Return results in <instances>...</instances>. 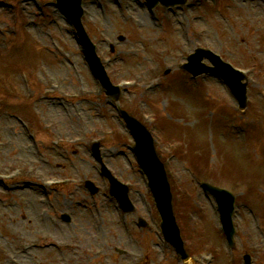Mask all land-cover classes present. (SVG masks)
<instances>
[{
    "label": "rangeland",
    "instance_id": "obj_1",
    "mask_svg": "<svg viewBox=\"0 0 264 264\" xmlns=\"http://www.w3.org/2000/svg\"><path fill=\"white\" fill-rule=\"evenodd\" d=\"M25 1H28L26 12L18 7L12 11L0 5V98L5 99L0 103V165L7 167L13 164L23 171L29 170L26 176L16 178L14 188H10L12 183L0 184V264H7L2 260L8 253L17 257L21 264H82L97 250L105 246L110 248L111 242L129 246L117 221L120 216L118 206L110 199H96L95 205L102 211L100 221L104 223L99 232L92 229L96 211L93 201L80 183L85 178H100L97 165L87 152V145L93 139H102L107 132L105 129H116L114 139L103 144L104 162L122 180L141 183L142 177L136 168L130 166L133 161L128 150L131 141L121 123L118 124L115 109L108 104L99 84L91 76L77 40L67 30L57 11L46 7L44 11L49 15L36 19V16L42 17L37 10L38 3L35 0ZM141 1L132 0L134 19L139 25L136 26L124 19L125 9H128L127 0L117 1L118 4L111 0H84V7L87 8L84 23L98 46V53L106 60L113 81L137 80V73L151 65L153 60L166 58L168 61H180L179 58L184 59L187 52L197 46L222 52L224 58L245 70L258 59L264 58V8L258 0H225L224 3L229 7L225 8L223 2L202 7L200 13L204 17L194 24L196 29H204V32L202 35L188 32L183 47L180 43L181 27L165 22V17L161 19L162 25L158 23L159 26L154 27L155 13L157 16L161 14L155 9L150 11L145 8ZM12 3L19 6L22 1ZM187 13L188 10H185L177 20L185 22ZM192 14L197 13L192 11ZM51 16L54 20L47 24V18ZM25 19L37 21L42 28L33 23L28 29H21L19 24ZM13 28L18 31L17 35L3 37L4 32ZM49 35L58 43L50 45ZM121 35L124 40L117 41ZM158 38L162 40L156 41ZM109 42L114 44L113 54L108 51ZM44 47H49V51L46 52ZM162 47L168 48L167 56L159 55L158 50ZM137 49L142 53H133ZM118 58L123 61H118ZM172 78L178 81L175 92L152 94L146 108L148 112L156 114L160 126L162 121V131L168 127L166 121L169 122L162 117L163 110L167 118H170V113L183 123L192 121L193 125H199L204 120L207 110L214 112L212 119L205 120L195 128L182 127L180 123L174 122L178 126L169 131L171 138H167V141L181 139L188 151V155L178 158L174 168L195 199V202L191 200L192 203H185L193 209L195 222L187 227L188 232L196 236L193 251L217 247L220 254L215 264H229L214 206L197 193L181 168L187 164L202 174L214 177L212 180H224L220 182L233 188L238 193L239 202L246 201L264 226V201L262 197L254 195V186L264 181V138L261 137L264 129V79L258 86L252 87L251 102L244 111L250 117H260V125L241 135V142H231L223 141L222 136L228 133L225 124L231 114L227 102L233 101L220 81L208 76V81L198 89L182 82V78L186 80V74L182 71L169 75L164 82ZM52 84L58 86L53 94L50 93L54 89ZM7 86L19 98L8 94L4 90ZM28 86L30 89H27ZM141 92L135 85L128 88L120 99L122 108L139 115L137 99L143 95ZM61 93H72V97H64ZM177 98L183 99L184 103L177 102ZM225 111L228 116L226 119ZM17 116L28 123V130L16 120ZM36 129L40 130L39 135H34ZM210 133L215 154L210 146ZM120 139L121 145L118 144ZM51 140L57 141V145H53ZM226 142H230L231 146L224 145ZM33 175H39L40 178L55 175L62 179L68 178L69 182L51 190L42 186L40 178H32ZM7 186L10 188L9 193H6ZM19 187L22 189L17 190ZM139 190L141 192L138 193L132 190L131 195L137 199L135 204L139 210H144L148 197L143 187ZM181 208L177 211L183 214L184 209ZM62 212L71 214L70 223L57 218ZM241 212L246 218L245 221L240 220L239 228L244 229L236 237L234 264H242L241 253L251 242L245 233L257 234L253 217L246 209H241ZM128 219L132 222L134 216ZM132 232L133 244L125 257L119 258L109 253L111 259H107L109 254L105 253L106 260H103V256L97 257L91 264L116 263L118 258L122 264H134L140 255L144 256V264H178L174 260L163 262L155 256V248L158 249L155 245L159 240L155 234L146 229L138 232L135 228ZM42 234H46L47 239L41 244L49 247L22 248L23 251H20L22 243L31 244ZM63 247L65 251L61 254L57 249Z\"/></svg>",
    "mask_w": 264,
    "mask_h": 264
}]
</instances>
